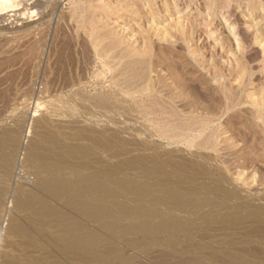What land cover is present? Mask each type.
I'll return each mask as SVG.
<instances>
[{
  "label": "rangeland",
  "instance_id": "1",
  "mask_svg": "<svg viewBox=\"0 0 264 264\" xmlns=\"http://www.w3.org/2000/svg\"><path fill=\"white\" fill-rule=\"evenodd\" d=\"M15 1L19 2V9L0 18V59L8 57L7 64L3 61L5 58L0 61V68L4 66V70L0 69V78L6 73L8 75L7 71H13L9 74L13 75L9 81L1 83V79L0 90L10 84L12 91H17V96L22 95L19 97L22 100L17 106L10 104L9 107L0 102V111H3L0 117L5 116L0 118V124H13L18 118L23 120L21 147L35 134L51 129L61 130L65 138L74 137L80 143H89L86 134L109 138L106 139L111 143L108 148L98 147L94 154L104 164L126 161L125 158L128 160L138 155L146 158L155 156L165 168L181 162L191 168L196 164L203 165L206 171L198 177L197 184L221 181L236 192V196L224 204L213 207V212L218 213L227 209L231 214V207L241 204L249 190L255 194L264 191V0ZM72 3L77 5L74 7ZM23 11L26 12L24 18L19 14ZM77 13L78 16L82 13V16H76ZM59 15H63V20ZM64 18L68 24L64 23ZM81 39L84 48L89 45V51L87 47H78ZM65 40L72 43H68L71 47ZM63 42L67 44L64 51L61 49L65 61L62 55L57 58ZM39 43L42 46L38 52L40 56L36 58L32 49ZM24 49L31 51L25 52ZM42 51L45 53H40ZM14 53L19 60L13 58ZM233 56L241 59L239 69L244 70L243 79H248L244 92L240 90L241 79L233 77L229 71ZM5 64H9V68ZM27 64H30L29 68L24 70ZM16 68L20 73L18 69V73H14ZM46 80L50 91L56 89V92L70 96L72 103L61 107L44 102L48 99L47 94L42 96L38 91L40 83ZM28 88L32 90L30 95L33 99L24 95ZM201 123L203 125L197 127ZM114 134L119 140L121 138V143H114ZM23 151H20L10 177L8 174L5 180L0 173V179L7 188L0 207L4 220L2 228L8 226L10 218L27 221L25 212L13 206L12 196L18 183L31 186L34 180L24 163L26 155ZM133 166L136 168L126 166L124 173L141 176V168ZM182 186L187 188L189 184L185 181ZM209 208L210 204L205 203L198 209H191L193 222L189 236L179 237L178 243L172 246L152 239L146 241L149 244H137L129 240L130 235L114 236L109 230L99 227L96 221L81 215L74 216L103 236L100 249L111 253L120 251L128 254L126 257L130 255L127 258L129 264H180L196 249L206 252L211 248L226 250L244 246V223H230L228 216L218 217V213H215L218 218H205L203 211ZM173 213L181 212L175 210ZM21 241L22 238L11 233L2 236L0 264H36L34 261L39 259L47 264L52 262V253L49 252L56 251L55 245L47 242L36 251ZM21 246L25 247L24 250ZM254 246H258L256 242ZM167 250L173 254L165 255ZM58 256L61 264H97L91 260L81 262L79 257L72 260L59 253Z\"/></svg>",
  "mask_w": 264,
  "mask_h": 264
},
{
  "label": "bare ground",
  "instance_id": "2",
  "mask_svg": "<svg viewBox=\"0 0 264 264\" xmlns=\"http://www.w3.org/2000/svg\"><path fill=\"white\" fill-rule=\"evenodd\" d=\"M46 1L47 0H45V2ZM147 1L149 2V0ZM79 2L80 1H78V3ZM21 3L22 2H20V4ZM18 5L19 2H16L15 0H0V18L5 13L14 11L16 8L19 9ZM41 5H43V3ZM71 5L75 7L77 3L75 5H73L72 3ZM34 6L35 5H33V7ZM82 11L83 9L80 10V12ZM25 13L26 12L23 11L19 14H21L23 17V14ZM88 15L90 17V14ZM62 16H60L61 19ZM76 16H78V13L76 14ZM80 16H82V13L81 14L79 13L78 17ZM66 18L68 20V17ZM66 18H64L65 20L64 23L68 22L66 21ZM129 18H127V20H129ZM77 19L78 18L76 17L75 20L77 21ZM63 24L61 25L63 26ZM66 27H68V25ZM60 29L62 28L60 27ZM68 29L69 28H67V30ZM39 32L40 31H38V33ZM64 33L67 34L68 32L66 33L65 31ZM64 33L62 34L64 35ZM45 34L42 35L43 38ZM11 36L13 35L11 34ZM15 36H18V34H16ZM54 37H56V34ZM61 38L63 40V37ZM61 38L59 40H61ZM64 39L66 38L64 37ZM67 39L69 40V36L67 37ZM41 41L42 43H44L43 40ZM65 42H67V44L71 43L66 40ZM65 42H63V44ZM82 42L83 40L81 39L80 45H78V47H83L84 44L82 45L81 44ZM59 43L60 41L57 44ZM67 44L60 46V54L59 56L57 55V58L60 57V55H62L61 51L65 50L63 49V47L67 46ZM70 45H72V43ZM41 46L42 44L39 43L35 48L33 47L34 49H32L34 51V55L35 54L37 55L35 56L36 58L40 56L38 55V52ZM88 46L89 45H86L87 48ZM86 47L83 48L86 49ZM107 49L109 48L107 47ZM26 50L28 51L30 49H24L25 52ZM118 50L120 49L117 48V51ZM43 51L40 53H45ZM25 52L24 54H26ZM69 54H71V52H69ZM14 55L15 53L12 55L13 58L16 57ZM32 55L30 56L31 59H32ZM72 55L70 56L73 59L74 55L73 57ZM63 56L64 54L62 55V58L65 61V58ZM4 58L5 57H2L0 61ZM6 58L5 60H3L4 62L6 61ZM13 58L11 57V59ZM16 58L18 60L20 59L18 57ZM90 58L93 59L91 56ZM58 60H62V59H58ZM82 60L83 58L81 57V61ZM232 60L233 63L232 65H230L229 71L231 75H233V77L235 76L237 79H241L242 82H240L239 80V82L241 83L240 90L241 92H244L246 90V84L248 82V79L247 78L243 79L244 70H242V68L241 70L239 69V65L240 67L242 66L241 59H238L235 56H233ZM10 62L13 63L14 61L10 60ZM26 62L27 60L25 61V63ZM60 62L58 63L60 64ZM40 63L42 64L43 62ZM82 63L83 61L81 62V64ZM30 64H27V67L24 70L29 68L28 65ZM21 65L23 66L24 63ZM66 65L67 64H65L64 67H66ZM104 65L106 66L107 64L104 63ZM59 66H61V64ZM3 67L4 66H2V69L0 68L1 71L4 70ZM84 67L88 68L86 67V65ZM6 68H9V64L6 65ZM16 70L20 73L19 68H16L14 73H16ZM27 71L30 70L28 69ZM7 72L8 75L6 73L5 77L1 76L0 82L1 79L3 78L2 79L3 81L1 83H6L7 81H9V78H12L13 75H9V74H12L13 71L12 73L11 72L9 73V71ZM24 73L25 71L23 72V74ZM57 73L56 75L54 74V76H57ZM61 73H63V71ZM65 73H67V70ZM1 83L0 85H2ZM9 85L10 84H8L4 89L2 88L3 90H0V102H2V104L5 107H9L10 104H14L15 106H17L16 104H20V101L22 100V98L21 99L19 98L22 95L17 96V91L15 90V92H13L12 87H9ZM96 85L94 87H96ZM99 86L101 87L102 84ZM32 88H34V86ZM80 88L81 87H79V89ZM92 89L94 90V88ZM56 91H57L56 89L50 91V86L48 84V81L46 80L44 83L43 82L40 83L38 93L43 94L42 96H44V94H47L48 99L45 100L44 102H46L48 105L51 106L62 107V106L70 105L72 103V99L70 96L67 95L64 96L63 94H61L62 92L58 93ZM31 93L32 90L29 89L25 92L24 95L31 96L30 95ZM102 94L105 95V93ZM24 103L26 104V101H24ZM7 110H5L4 112H6ZM2 112L3 111H0V113ZM9 123L10 122L0 124V173L5 178V180L6 178H8V174L10 177V175L12 174L13 170L16 167V160L18 158V155L20 154V151L24 150L23 153L26 155L24 163L26 166H28V169H30V172L34 177V180L31 186H28L25 183H18L12 191V196L14 200L13 206H15V208L19 209L21 212L22 211L25 212V219L27 220L26 223L21 221H16L14 220L15 218L13 219L10 218V220L8 219V226L6 228H2L1 223L4 220L3 217L1 216V209H0V241L2 240V236L4 234L11 233L13 235H16L17 237L22 238V241L20 242L21 244H24L27 247L31 246L35 248L34 250L36 251L37 249L40 250V247H42L47 242H50L56 247L55 252H49L52 253L50 257L52 258V262L50 264H61L58 253L64 255L69 259L73 258L72 260H74V258L76 257L77 259L80 258L79 260L81 262H84V260H88V261L91 260V261H95V263L97 264H129L127 258L130 255L126 257L128 254L124 255V253L120 251L114 252L113 250V252L111 253L107 251V249H100L99 244L102 241L103 236L97 231L88 228L82 220L76 219L74 215H81L89 220L96 221L99 224V227L106 229V231L109 230L108 232L114 234V236L130 235L131 238H129V240H132L137 244L152 239L153 242L161 241L163 243H167L169 246H172L179 237L189 236L193 222L191 209L193 208L198 209L203 204L208 203L210 204V208L207 209L206 211H203L202 214L205 218L207 217L209 219H214L220 216H228V220L230 223H240V222L244 223L245 225L244 246L240 249L229 248L226 250L211 248L208 249L209 251L206 252H200V250L202 249H196L194 252L191 253L189 257H186V259H184L183 262L180 260L181 261L180 264H264V191H260V192L257 191L255 194L252 193L253 191L249 190V192L246 194L241 204H237L234 207L233 206L231 207L232 210L231 214H228L227 209L225 212L223 211L221 213L213 212V207H216L215 205L224 204L228 199H231L232 196L236 194V192L234 189L225 186L221 181H217L214 183L210 181V182H202L201 184L200 183L197 184L196 181L198 177H200L206 171L203 165L196 164L191 168L188 166V164L181 162L179 164L178 163L173 164L171 168H165L164 166L161 165V161L155 156L146 158L142 156L138 157V155L137 157H134L132 159H130L131 158L130 157L128 160L127 158H125L126 161H118L114 164L113 163L104 164L103 163L104 161L103 162H101L102 160L99 161L100 157L97 158L98 156L96 157L94 154L95 152L97 153L95 149H97L98 147L100 149L108 148L109 144L111 143L106 141L107 138H101L99 136H94V135H87L85 133L86 134L85 138L89 140V143H80L75 141L74 137L65 138L64 137L65 133L61 130L54 131L51 129H47L45 132L39 135L35 134L26 144H24L21 147V142L23 138V126H24L23 120L18 118L17 120L14 121L13 124H9ZM202 125L203 123H201V125L197 127L200 128ZM71 136L72 135H70V137ZM112 136L113 137L115 136L114 143H116V145L118 143H121L120 141L121 138L119 140V137L116 136V134ZM107 140H109V138ZM112 146H114V144ZM111 153H115V152H111ZM104 160L107 161L106 159ZM133 165H137L139 168H141L142 170L141 176H137V177L127 176L124 173V169L126 168V166L135 167ZM132 169L133 168H131V170ZM2 180L3 179H0V184H1L0 207L2 206L4 202V197L7 194V188L5 185L6 183ZM185 181L186 183L189 184L187 188L182 186V184L185 183ZM67 209L72 210V212L68 211ZM240 209H242V213H239ZM175 210H179L181 213L174 214L173 211ZM194 212L196 213L197 210L196 211L194 210ZM215 213H218L219 216L215 217L217 215ZM132 241L130 242L133 243ZM254 242L257 243L258 245L257 247L254 246ZM163 243L162 245H164ZM177 243L178 242H176L175 244ZM144 244L141 245L144 246ZM146 244L149 243L146 242ZM12 247L14 248V246ZM19 248L20 247L18 248L16 247L17 250ZM24 248L22 250H24ZM13 250H15V248ZM45 251L47 252L48 250ZM165 255L171 256L170 251L167 250L165 252ZM34 262L36 264H47L46 261H42L41 259L35 260Z\"/></svg>",
  "mask_w": 264,
  "mask_h": 264
}]
</instances>
